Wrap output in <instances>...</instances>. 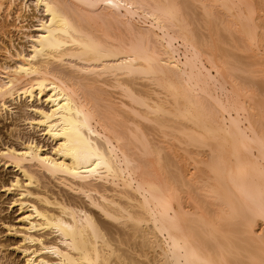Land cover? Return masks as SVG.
<instances>
[{
  "label": "bare ground",
  "instance_id": "1",
  "mask_svg": "<svg viewBox=\"0 0 264 264\" xmlns=\"http://www.w3.org/2000/svg\"><path fill=\"white\" fill-rule=\"evenodd\" d=\"M30 2L0 61V111L43 101L53 145L0 149L26 263L264 264V0Z\"/></svg>",
  "mask_w": 264,
  "mask_h": 264
},
{
  "label": "rangeland",
  "instance_id": "2",
  "mask_svg": "<svg viewBox=\"0 0 264 264\" xmlns=\"http://www.w3.org/2000/svg\"><path fill=\"white\" fill-rule=\"evenodd\" d=\"M20 1L21 0L16 1L15 8L7 18L5 17L7 13H9L8 10L6 9V11L3 9L5 11L2 10V12L0 10V21L7 24V28H4V33L1 34L0 32V61H3L4 56H6L4 47H9L11 51H14V48H12L13 45L18 48L23 46L26 50H30V42L25 34L34 33L36 31L35 27H28L38 24L36 16L40 17L43 15L42 11L34 10V6L32 2H30V8H27L26 11L24 8L22 12L25 16V20L16 19L15 21L17 15L16 11L19 8L18 3L20 4ZM22 24H24L25 29L20 30L19 27ZM42 103L43 101L38 99L33 102L23 99L22 103L19 102L16 104L15 102L11 106V108H13L12 111H0V149L4 148L5 144H11L17 148H22L23 142L27 137L31 136L44 146L43 149L47 150H44L45 152H51L53 146L51 140L43 134V131L30 127L28 121L25 120V117L33 114L32 109L27 107V105H42ZM16 179H19L20 183L11 187V190L8 191L7 187H10L11 183ZM55 181L56 180H51L49 183V189H51V191H55L59 194L64 193L63 195H74L75 192L72 193L68 187ZM25 185V178L18 168L12 165L7 166L0 162V261H3V264H27L25 256L21 251L25 243H23L21 236L17 234V231L22 230L24 227L23 218L27 212L25 209H22L19 204L21 199L19 190Z\"/></svg>",
  "mask_w": 264,
  "mask_h": 264
}]
</instances>
